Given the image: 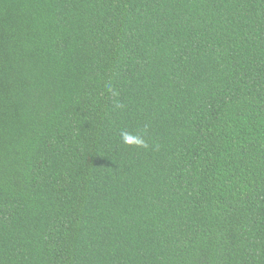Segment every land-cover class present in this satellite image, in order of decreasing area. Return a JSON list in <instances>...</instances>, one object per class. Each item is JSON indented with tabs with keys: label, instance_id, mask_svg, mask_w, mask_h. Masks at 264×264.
<instances>
[{
	"label": "trees",
	"instance_id": "trees-1",
	"mask_svg": "<svg viewBox=\"0 0 264 264\" xmlns=\"http://www.w3.org/2000/svg\"><path fill=\"white\" fill-rule=\"evenodd\" d=\"M0 264H264V0H0Z\"/></svg>",
	"mask_w": 264,
	"mask_h": 264
},
{
	"label": "clouds",
	"instance_id": "clouds-1",
	"mask_svg": "<svg viewBox=\"0 0 264 264\" xmlns=\"http://www.w3.org/2000/svg\"><path fill=\"white\" fill-rule=\"evenodd\" d=\"M122 138L125 143H135L139 146H146L143 139H141L139 136L132 137L128 133H122Z\"/></svg>",
	"mask_w": 264,
	"mask_h": 264
}]
</instances>
